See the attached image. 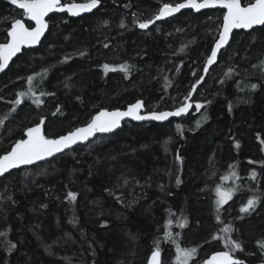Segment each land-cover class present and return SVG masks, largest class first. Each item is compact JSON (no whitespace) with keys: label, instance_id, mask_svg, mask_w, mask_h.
<instances>
[{"label":"trees","instance_id":"16d2710c","mask_svg":"<svg viewBox=\"0 0 264 264\" xmlns=\"http://www.w3.org/2000/svg\"><path fill=\"white\" fill-rule=\"evenodd\" d=\"M100 1L92 14L51 15L41 45L0 75V118L7 117L0 154L41 117L45 133L56 137L101 109L139 99L148 111L173 109L203 76L223 9L187 10L141 29L138 23L163 4L184 0ZM18 18L32 25L11 0H0V44ZM121 64L130 66L127 73ZM194 99L204 107L185 117L128 121L114 134L0 178V264H149L157 241L161 264H178V248H196L188 264H204L229 250L228 238L242 244L234 258L264 264V25L234 32ZM218 186L234 191L219 207ZM253 195L261 203L241 213ZM229 225L233 230L224 232Z\"/></svg>","mask_w":264,"mask_h":264},{"label":"snow or ice","instance_id":"6c2138e0","mask_svg":"<svg viewBox=\"0 0 264 264\" xmlns=\"http://www.w3.org/2000/svg\"><path fill=\"white\" fill-rule=\"evenodd\" d=\"M13 4L19 6V8L24 10V15L27 16L31 21L35 22V27H26L25 23L16 19L12 23L11 29L8 31L7 35L10 39L6 40L5 43L0 44V71H3L7 66L9 61L18 52L21 51V47L24 45H34L40 42L41 36L44 34L48 27V23L45 17L54 10L64 11L65 7L67 11L72 15H79L81 12L91 11L96 8L100 3V0H88L87 3H72L70 5L61 6L60 0H11ZM220 5L226 9V13L223 16L222 31L219 33V38L216 40L215 45L212 47L210 55L206 59L204 72L207 73L209 66L213 65L216 60L219 51L228 44L230 33L233 29H252L257 25H264V0H248L246 4H242V0H202V2H197V0H186L184 3H177L173 6L171 3H165L159 9L158 14L153 18L145 20L138 23V27L141 29H147L150 25L154 24L155 21L160 20L164 17L170 16L173 13L179 12L181 9L186 7H192L194 9H201L207 7H214ZM107 47V45H105ZM181 51H184L181 48ZM83 55V53H80ZM65 59H68L66 57ZM104 69L106 71L115 70L111 69L109 65L105 64ZM130 66L128 64L119 65V69L125 73L129 71ZM233 69H229L227 75L232 73ZM36 76H40V73H36ZM203 76L200 81L203 80ZM34 77H27V82L32 85ZM197 81V84L200 83ZM251 87L255 89L256 84H252ZM193 91L196 89V85L192 86ZM32 89L29 87L27 92H20L18 98L15 100V104L19 105L25 96L31 93ZM34 95V94H33ZM45 95V93H41ZM192 93L190 92L188 96L184 97V102L181 106L177 107L175 111H165V112H152L149 115H141L140 110L143 107L142 101H137L128 107L126 111H108L101 110L95 116H93L89 123L83 127L75 128L72 131L67 132L64 135H60L54 138H50L45 133V117H41L39 123L32 127H28L24 131V137L16 140L11 146L10 150H6L3 154H0V175L8 173L9 170L19 168L21 165H32L37 161L44 160L48 157H53L57 153H63L64 150L70 149L77 142L87 141L89 137L94 136L97 132L107 133L118 128L120 121L124 117H132L135 120H156L164 121L170 116L179 117L182 114L188 113L189 109L193 107L190 102ZM34 102L36 104H42L43 101L36 97ZM204 107L201 103H196L195 108L197 111ZM229 110H231V105H229ZM15 111V109H13ZM57 111H60L58 108ZM55 115V114H54ZM7 117L0 118V125L4 124V120ZM206 119V117H205ZM199 124V121H197ZM180 128V125H177ZM264 143V141H261ZM238 146V144H237ZM177 159H180L179 156ZM233 172V176H235ZM256 173H252V178L255 179ZM127 183V181H125ZM217 194L219 199L217 200L218 207L228 202L232 199V191H222L218 186ZM68 197L72 200L76 199V193L69 192ZM261 203L259 196L253 195L250 197L245 204L240 208V212L244 214H251L257 208V205ZM219 220V216H217ZM168 225H171L173 221L168 220ZM187 224V218L179 221V226L181 228L185 227ZM232 227L225 226L224 232H231ZM0 235H3L0 233ZM165 236L170 237V233H165ZM262 249H264V242H260ZM226 245L229 248L228 251L215 252L204 264H244L232 255L236 250H243L242 244L240 242L227 239ZM11 248H15L16 245L12 244ZM196 248L192 249H179L177 261L178 264H188L189 260L196 254ZM161 249L159 247V241L156 243L155 249L152 251L149 264H161Z\"/></svg>","mask_w":264,"mask_h":264},{"label":"water","instance_id":"95a60500","mask_svg":"<svg viewBox=\"0 0 264 264\" xmlns=\"http://www.w3.org/2000/svg\"><path fill=\"white\" fill-rule=\"evenodd\" d=\"M60 2H61V6H66V5H70V4H72V3H76V4L87 3L88 0H86V1H70V2H66L65 0H60ZM184 2H186V0H184V1L180 2V3H184ZM197 2H202V0H197ZM11 4H12L15 8L19 9L20 11H22V12L24 13V10L21 9V8H19L18 5L13 4L12 2H11ZM100 4H101V1H100V3L97 5L96 8L92 9L91 11L81 12L79 15H72L71 13H69V12L67 11V8H66V7H65L64 11H56V10H54L53 12H50V13L45 17V20H46V22L48 23V27H47V29L45 30L44 34L41 36L40 42L37 43V44L31 45V46H28V45H24V46H22V47H21V51L18 52L15 56H13L12 59L9 61L8 66H7L3 71H0V75L3 74L4 72H6V71L9 69V67L11 66V64L13 63V61H14L19 55H21V54L23 53L24 50L35 49V48H38V47L41 45L42 41L44 40V38L46 37V35H47L48 32L50 31V21H49V17H50L51 15H53V14H55V13H67V14H68L69 16H71V17H81V16H84V15L92 14L93 12H95L96 10H98L99 7H100ZM242 4H244V3L242 2ZM173 6H175V4H174ZM211 9H223V10L225 11V13H226V11H227L226 9H224L223 7H221L220 5H216V6H214V7L201 8V9H199V10L194 9V8H192V7L189 6V7H186V8L181 9L179 12L173 13V14L170 15V16H167V17H164V18H162V19H160V20L155 21L154 24H157V23H159V22H161V21H167V20H169V19H171V18H173V17H176L177 15H179V14H181L182 12L187 11V10H192V11H194V12H202V11H205V10H211ZM225 13H224V14H225ZM157 14H158V13H157ZM18 19L22 20V21L25 23V26H26V27H29V28H31V27H35V22H34V21H31L28 17H27L28 21L31 22V24H32L31 27L28 26L27 22H26L23 18H18ZM13 22H14V21H13ZM154 24H152V25H150V26H153ZM222 25H223V22H222ZM259 26H262V25L254 26L252 29H233L232 32L230 33L228 44H229V42H230V40H231V38H232V36H233V34H234L235 31H238V30H244V31H247V32H248V31L253 30L255 27H259ZM11 27H12V25H11ZM10 29H11V28H10ZM10 29H9V30H10ZM9 30H8V31H9ZM220 31H222V26H221V30H220ZM218 38H219V36H218ZM218 38H217V39H218ZM8 39H10V37H8ZM4 43H5V42H4ZM2 44H3V43H2ZM228 44L225 45V46L219 51L216 62H215L213 65L209 66V70H208V72L210 71V69H211L213 66H215V65L218 63V60H219V57H220L221 52H222V51L228 46ZM214 45H215V43H214ZM214 45H213V46H214ZM208 72H207V73H208ZM207 73L204 72L203 77H205V76L207 75ZM203 79H204V78H203ZM202 82H203V80L200 81L199 84H197V83L194 84V85H196V89H195V91H193V88H192V91H191L192 95H191V98H190V102L192 103L193 106L196 104L195 101H194V98H195L196 92H197L198 88L200 87V85L202 84ZM137 101H142V103H143V107H142L141 110H140V114H141V115H145V116L149 115V114L152 113V112L175 111V109L177 108V107H175V108H173V109H163V110H153V111H148L144 99H139V100H137ZM137 101H136V102H137ZM136 102L127 105L125 108L101 109V110H108V111H110V112H111V111H115V110L126 111L130 105L135 104ZM180 106H181V105H180ZM178 107H179V106H178ZM192 109H193V107L189 109L188 113L182 114V115L179 116V117H176V116H170V117H168V119H166V120H164V121H156V120H150V119L139 120V121H138V120L133 119L132 117H124V118L121 119L119 127L116 128V129H114L113 131H111V132H107V133H100V132H97L94 136L89 137V139H88L87 141L77 142V144L73 145L70 149H66V150H64L63 153H65V152H67V151H69V150H72L73 148H75V147H77V146H79V145H86V144H88L89 142H91L92 140L96 139V138H97L98 136H100V135L114 134V133L118 132L119 130H121V129L125 126V124H126L128 121L137 122V123H143V122L166 123V122H169V121L172 120V119H178V118L185 117V116L189 115L190 112L192 111ZM101 110H99V111H101ZM99 111H98V112H99ZM98 112H97V113H98ZM97 113H95L93 116H95ZM89 122H90V121H89ZM89 122H88V123H89ZM86 124H87V123H86ZM86 124H84V125H80V126H78V127H83V126H85ZM34 125H35V124H34ZM34 125H32V126H34ZM32 126H29V127H32ZM78 127H76V128H78ZM74 129H75V128H74ZM74 129H73V130H74ZM71 131H72V130H71ZM65 134H66V133H65ZM46 135H47V134H46ZM62 135H64V134H62ZM59 136H60V135H59ZM56 137H57V136H56ZM22 138H25V137H22ZM50 138H54V137H50ZM20 139H21V138H20ZM63 153H57V154H55L53 157H48V158H45L44 160L37 161V162H35V163L32 164V165H21L19 168L11 169V170H9L8 173H5V174H3V175H0V178H3L5 175L9 174L10 172H12V171H14V170H16V169H20V168H24V167H31V166H33V165H37V164H40V163H43V162L49 161V160H51V159H53V158H55V157H57V156H59V155H61V154H63ZM213 254H214V253H213ZM213 254H212V255H213ZM212 255H210L206 260H208ZM149 260H150V259H149ZM161 260H162V258L160 257V261H161Z\"/></svg>","mask_w":264,"mask_h":264},{"label":"rangeland","instance_id":"374dc122","mask_svg":"<svg viewBox=\"0 0 264 264\" xmlns=\"http://www.w3.org/2000/svg\"><path fill=\"white\" fill-rule=\"evenodd\" d=\"M68 1H74V0H68ZM86 1V0H85ZM22 12V11H21ZM155 25V24H154ZM194 101H195V103H201L202 101H201V99H194ZM199 101V102H198ZM195 106H193V108H194ZM193 110V109H192ZM90 143V142H89ZM88 143V144H89ZM223 191H225V190H227V188L226 189H222ZM233 193H234V191H232ZM190 261V260H189ZM177 263H178V261H177Z\"/></svg>","mask_w":264,"mask_h":264},{"label":"bare ground","instance_id":"6f19581e","mask_svg":"<svg viewBox=\"0 0 264 264\" xmlns=\"http://www.w3.org/2000/svg\"><path fill=\"white\" fill-rule=\"evenodd\" d=\"M12 5V4H11ZM13 22V21H12ZM260 27V26H259ZM221 30V29H220ZM220 33V32H219ZM218 38V37H217ZM200 81V80H199ZM195 106V105H194ZM107 135H109V134H107ZM206 261V260H205Z\"/></svg>","mask_w":264,"mask_h":264},{"label":"flooded vegetation","instance_id":"af4514ba","mask_svg":"<svg viewBox=\"0 0 264 264\" xmlns=\"http://www.w3.org/2000/svg\"><path fill=\"white\" fill-rule=\"evenodd\" d=\"M31 26H32V25H31ZM31 26H30V27H31ZM7 40H8V39H7Z\"/></svg>","mask_w":264,"mask_h":264}]
</instances>
